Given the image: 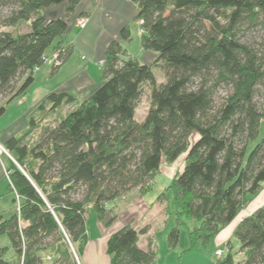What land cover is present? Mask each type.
I'll return each instance as SVG.
<instances>
[{"label":"trees","instance_id":"obj_1","mask_svg":"<svg viewBox=\"0 0 264 264\" xmlns=\"http://www.w3.org/2000/svg\"><path fill=\"white\" fill-rule=\"evenodd\" d=\"M80 2L0 0V96L6 98L0 116L34 83L46 51L63 47ZM132 2L136 21H143L142 47L155 52L157 62L128 53L122 41L132 35L124 26L121 40L107 44L103 81L92 93L80 100L72 91L50 92L35 112L73 107L54 121L33 112L22 134L5 139L15 159L10 178L22 200L18 213L0 217V235L15 251L8 258L9 246L0 244V264H78L69 242L85 235L88 207L111 222L108 202L136 188L148 191L162 163L184 153L183 170L158 195L167 212L171 203L175 207L171 249L178 247L182 225L190 239L185 252L199 242L206 246L263 188L264 36L249 35L264 31V0ZM61 4L65 17L47 13ZM24 23L28 30L17 31ZM72 52V45L61 50V64ZM156 64L166 76L159 84ZM146 83L151 104L140 121L137 105ZM220 89L225 95L217 99ZM35 130L38 137L29 142ZM148 231L149 225L127 223L111 233L109 264H156L153 241L139 245ZM234 236L243 259L235 258L230 242L217 264H264V203L243 217Z\"/></svg>","mask_w":264,"mask_h":264},{"label":"rangeland","instance_id":"obj_2","mask_svg":"<svg viewBox=\"0 0 264 264\" xmlns=\"http://www.w3.org/2000/svg\"><path fill=\"white\" fill-rule=\"evenodd\" d=\"M98 1L99 0H96V2ZM118 5L123 14L124 25L129 26L131 30V35H132L131 41H123V47L128 51V53L131 56L137 57L138 59L142 61H146L149 64H155L158 59L157 54L156 53H145L142 47L141 27H140L139 22L136 21V18H135V15L138 9L136 5L132 2V0L107 1L106 6L110 7V12L112 14H110V17L105 16L101 18L100 21L105 25V22L107 20H110L111 23L107 24L108 25L107 27L110 28L109 32H111L112 35L117 36L118 26L114 28V25L118 23V14H121V12L116 11L115 13L117 14H115L113 10H115V7ZM92 6H94L93 0H81L78 7L80 9L84 8V10H89L91 9ZM47 13H49L51 17H57V16L65 17V5L61 4L59 6H56L55 8H51L47 11ZM10 28L12 27H8L6 28V30H9ZM28 28H29L28 23H24L16 29L19 32H26ZM102 29L103 28H101V30ZM252 35L255 36L256 39L260 38L261 40L262 36H264V31L259 30L258 32H255L253 34L251 33L249 36H252ZM63 48L65 47L56 48V49L49 48L46 51L45 62L40 68L35 69L34 71L35 81L31 85V88L28 91L27 95L25 97L21 96L20 99L18 98L17 100H15L14 101L15 103L11 104L8 112L5 115L0 116V128H4L2 131H0V141H2L4 144H5V138L8 135V132H7L8 129L5 128L6 124L10 121L12 122L16 120L17 118L20 119L22 114L28 111V108H29L28 104H29V101L32 99L31 96L40 95V93H43L44 91H46L47 88H51L54 84H56L59 78L61 77V76L56 77L54 75V72H56V70H58V68L62 64H61V61H59L58 65L54 63L53 54L57 52L59 49L63 50ZM82 58L86 59L84 58V56H82ZM92 63H94L96 66L101 68V66L97 65L95 61H93ZM51 64H52L51 66L52 74L49 73ZM153 70H154L156 82L158 84L165 81L166 79L165 72H164L163 67L160 64H156ZM25 77L26 75L20 76L19 79L17 80V84L18 85L21 84V82L24 80ZM81 82L82 81L80 79L74 80V83H76L78 87L80 86ZM83 91L79 90L78 93L76 92L80 100L84 98ZM150 95H151V88H150V85L146 83L143 86V92H142L141 97L139 98L138 105H137V112H136L137 120L141 121L145 118L147 111L151 104ZM224 95H225V90L220 89L218 92L217 99L222 98ZM5 104H6V98L4 96H0V106L5 105ZM72 107L73 105H65L62 108H60L55 114L52 113L50 115L48 114L47 110L36 111V112L34 111L35 112L34 114L38 120L44 117L46 114H48L46 115L48 116L47 117L48 119L46 120L54 121V120H57L60 115L67 113ZM32 113L33 111L30 113V115ZM27 127L28 125L26 126V121L23 120L22 126L17 132H15L17 133L16 135L22 134L27 129ZM38 134H39V130H35L28 138L29 142L36 140L38 137ZM8 157L11 162L15 160V159L14 160L11 159L10 156ZM185 157H186V154L184 153L172 164H168L166 162L162 163L160 169L158 170L156 175L153 177V179L150 181L151 183L148 185V187H150L153 182H157L158 184L154 185L153 188L146 191L145 193H142V195H140L142 198L133 200L135 204H137V206L134 208L136 219H139L144 213H147V211H150L149 208L152 205L153 201L155 200V194L160 193L161 191L159 185L165 186L169 184L170 182L173 181L176 175L183 170L184 165H185ZM140 191L143 192L142 189ZM259 194H261V191ZM259 194L252 197V199L249 201V202H253L251 204V207L253 208L255 207L254 206L255 201L253 200L257 196H260ZM111 205H114V203L112 202ZM120 205L122 207L123 203H121ZM247 205L244 206L241 210H245L247 208ZM88 209L89 211L87 212V215H86V233L83 236V238L79 240L78 242H75V243L71 242L72 243V246L70 245L71 251L74 254L75 258L77 259L78 264H109L111 258H110V255L107 253V243H106L107 241L105 240V237L103 235L104 232L101 229L100 224H103L104 228H110V230H114L124 223V220H126L128 217V213L126 214L123 212L125 211L124 210L125 208H124L122 212L115 214V218L111 222L108 223L107 218L104 221H100L96 213L92 209L90 210V206L88 207ZM162 209H163L162 214L164 215V218L161 219L159 223V230L163 227L164 224L167 225L168 227H171L173 224H175V220H176L175 219V207L173 206L172 203H171L169 212H167L165 203L162 206ZM155 210L156 208L152 210L151 212ZM111 212H114V210L112 209L110 213ZM246 215L247 214L243 215V217H245ZM108 216H110V214H108ZM155 227L157 228L158 226H155ZM161 234H162V230L159 231L158 236L160 237ZM162 238L163 237H161V242L163 243V245L161 246L159 250V256L162 255L165 258L167 257L168 253H170L171 257L168 262H165L164 260H162L159 264H165V263L174 264L177 262L179 264L178 255H181L180 264H196V262H194L195 257L199 258L201 255H207L212 260V262L215 263V259H214L215 256L213 255H214V250L216 246L212 243L213 238L206 246H204L202 243H199L192 251L184 252V253L182 251H184V249H186L190 245L188 229L185 225H182L180 227V240H179L178 247L175 249V251H171L169 247L167 246V238H165V240ZM76 250H77V253H76Z\"/></svg>","mask_w":264,"mask_h":264},{"label":"crops","instance_id":"obj_3","mask_svg":"<svg viewBox=\"0 0 264 264\" xmlns=\"http://www.w3.org/2000/svg\"><path fill=\"white\" fill-rule=\"evenodd\" d=\"M107 1H111V0H99L98 1L99 3L98 2L94 3V0H93L94 6H92L91 9L89 10H84V8L80 9L78 7V12L73 16L72 21L69 25L68 31L66 35L62 38L63 47L72 45L73 52L71 56L69 57V59L66 62H64L58 68V70H56V72H54V75L56 77H59V76L61 77L59 78L56 84H54L51 88H47L46 91H44L43 93H40V95L31 96L32 99L29 101L28 111H26V113H23L20 119L17 118L16 120L12 122L10 121L6 124L5 128L8 129L7 130L8 135L5 139L17 134L15 132H17L20 129V127L22 126L23 120L26 121V126L28 125L30 113L36 110V107L38 106V104L50 92L72 91L74 93L76 92L78 93L79 90L80 91L84 90L83 92H84V98H85L90 93H92L97 88V86L103 81L102 69L96 66L92 62L95 61L97 63V61L104 60L105 49L107 47L108 42L111 39L120 40L121 39L120 38L121 29L124 26H128V25H124L123 14L118 5L115 7V10H113L114 13L116 11L121 12V14H118V23L114 25V28L118 26L117 36L116 35L114 36L112 35L111 32H109L110 28L107 27L108 26L107 24L111 23L110 20H107L105 22L106 26L100 21L101 18L105 16L110 17V14H112L110 12V7L106 6ZM84 12L87 16L84 15ZM82 15L88 18V23L85 27L81 28L77 25V19L78 17ZM136 15H135V18H136ZM101 28L103 29L101 30ZM58 41L59 39L57 40V42ZM122 44H123V41H122ZM144 51L145 53H155V52L147 51V50H144ZM82 56H84V58L86 59H83ZM51 66L52 64L50 65V71H49L50 74H52ZM75 79H80L82 81L79 87L77 86L76 83H74ZM30 88L25 93L15 97L7 105L6 112L3 115H5L8 112L11 104L15 103L14 102L15 100H17L18 98L20 99L21 96L25 97L28 91L30 90ZM3 129L4 128H0V131H2ZM10 165H11V161L9 157L7 155H3L0 161V217H4V218H9L14 212L18 213L19 205L22 200V198L18 195L16 190L13 188L10 175L8 174V171L10 173V170H9ZM156 184L158 183L153 182L149 188L150 189L153 188V186ZM167 185L165 186L159 185L160 190H161L160 193L166 190ZM260 191H261V194H259L260 192L258 193L260 196H257L253 200L255 201L254 202L255 207L254 208L251 207V204L253 202H249L250 204L247 205V208L245 210H241L236 216V218L230 224L223 227L218 232V234L213 238L212 243L216 246L213 256H215V251L219 248L224 249L225 253H227L229 251V243L231 242L230 243V245L232 246L231 251L237 253L235 255V258L238 260L243 259L244 253L239 252L240 243L234 236V230L239 224V222L243 219V215L251 214L254 210H256L260 205L264 203V186ZM142 193H145V192H142L140 191L139 188H136L132 190L131 192H129L128 194L121 196L114 201L108 202L107 206H108L110 217L115 216V214L119 212H122L124 208H125L124 209L125 211L123 212L126 214L128 213V217L126 220H124L123 224H121L119 227H117L114 230H110V228H104L103 227L104 225L100 224L101 229L104 232L103 235L105 237V240L107 241L111 233H113L114 231H116L117 229H119L120 227H122L123 225L127 223H131L137 228L143 227L145 225H149V231L146 234H142L140 236V240H139L140 247L146 248L148 241L152 240L154 245L157 247V251H158V254L156 257V263L159 264L162 260H164L165 262H168L171 257L170 253H168L167 257L165 258L162 255L159 256V250L161 246L163 245V243L161 242V237H163L162 239L164 240L165 238H167V246L169 247L168 235H169L171 228L175 224H173L171 227H168L167 225L164 224L163 227L160 229L162 230V234L160 237L158 236L159 231H160L159 223L161 219L164 218V215L162 214L163 213L162 206L164 205V203L162 204L158 202V195L160 193L155 194V200L153 201L152 205L149 208L150 211H147V213H144L139 219H136L134 208L137 206V204H135L133 200L142 198L140 196L142 195ZM112 202L114 203V205H111ZM121 203H123L122 207L120 205ZM155 208L156 210L151 212ZM112 209L114 210V212L110 213ZM193 224L194 223H189V225H193ZM155 226H158V227L156 228ZM0 244L9 246V251L7 253L8 258L14 257L15 251L11 247V241L7 235H0ZM169 249L171 251H175V249H171L170 247ZM182 252L184 253L185 251H182ZM76 253H77V250H76ZM214 259H215V263H213L212 260L207 255H201L199 258L195 257L194 262H196V264H217L216 256ZM178 260L180 264L181 255H178ZM174 264H178V262Z\"/></svg>","mask_w":264,"mask_h":264},{"label":"built area","instance_id":"obj_4","mask_svg":"<svg viewBox=\"0 0 264 264\" xmlns=\"http://www.w3.org/2000/svg\"><path fill=\"white\" fill-rule=\"evenodd\" d=\"M143 21H140V23H142ZM88 23V18L87 17H85V16H81V17H79L78 19H77V25L79 26V27H85L86 26V24ZM61 52V50L59 49L57 52H55L54 54H53V60H54V63H56L57 65L59 64V53ZM45 59H46V57H45ZM103 62H104V60H101V61H97V65H99V66H102L103 65ZM3 155H7V156H10L12 159H13V156L11 155V153H10V151H9V149L6 147V145L2 142V141H0V161H1V157L3 156ZM14 160V159H13ZM15 161V160H14ZM8 174L10 175V173H9V171H8ZM224 255H225V250L224 249H222V248H219V249H217L216 251H215V256H216V258H222V257H224ZM157 264V263H156Z\"/></svg>","mask_w":264,"mask_h":264},{"label":"water","instance_id":"obj_5","mask_svg":"<svg viewBox=\"0 0 264 264\" xmlns=\"http://www.w3.org/2000/svg\"><path fill=\"white\" fill-rule=\"evenodd\" d=\"M70 245L72 246V243L70 242Z\"/></svg>","mask_w":264,"mask_h":264}]
</instances>
